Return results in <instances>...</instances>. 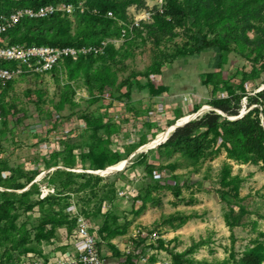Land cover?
Instances as JSON below:
<instances>
[{
    "label": "rangeland",
    "instance_id": "rangeland-1",
    "mask_svg": "<svg viewBox=\"0 0 264 264\" xmlns=\"http://www.w3.org/2000/svg\"><path fill=\"white\" fill-rule=\"evenodd\" d=\"M54 1L79 9L34 23L46 38L99 36L94 27L107 20L85 11L103 2ZM163 2L171 9L172 0ZM24 3L0 0V10ZM245 3L251 18L244 21L227 0L202 28L193 26L192 12L157 45L141 30L112 52L60 63L50 74L23 73L4 88L0 264H60L78 251L72 235L79 222L112 258L105 264H232L243 249L264 246V0ZM110 8L126 20L136 11L128 5L122 12L118 2ZM117 28L111 20L107 32ZM191 35L213 47L201 50ZM220 103L237 114L212 105ZM197 111L189 121L209 111L219 118L209 130L193 129V155L162 141L148 145ZM136 228L144 235L131 239Z\"/></svg>",
    "mask_w": 264,
    "mask_h": 264
},
{
    "label": "trees",
    "instance_id": "trees-1",
    "mask_svg": "<svg viewBox=\"0 0 264 264\" xmlns=\"http://www.w3.org/2000/svg\"><path fill=\"white\" fill-rule=\"evenodd\" d=\"M26 3L24 4H16L12 8H8L5 10H0L1 12H8L14 8H20V7H26V6H32L36 7L39 5H45V4H57V3H67V2H61V1H54V0H25ZM97 2H103V8L96 6V5H90L86 13L99 18L103 17L105 20H107L103 25L100 27H94L93 34L99 35L93 40H87V41H67L66 39L62 38H53L49 39L46 38L44 35L43 29H35L34 23H40L44 22L46 20H54V19H61L67 16H61L59 14H55L46 18L41 19H23L20 21L18 25H16L13 29L6 32L5 38L9 43H25V44H45V45H52V46H79V45H85V44H95L98 43L101 39L105 37L110 36H118L119 34V28L120 25L118 24V28L114 32H107V27L109 22L115 21L118 23V21H126V18L124 16L123 8L127 7L128 5H135L136 8H140L144 6V0H96ZM227 0H191V3H182L178 4L176 3V0H172V6L171 9L168 8V6L164 3L163 5V12L161 14H155L153 16V19L151 22H141L139 28H134L132 32V36L130 38H126L123 42H126L133 38V36L137 33H139L141 30H145L149 35H152V42L154 45H157L162 36L166 35L167 37H174L176 36V32L172 31V29L176 26L182 25L183 21L191 16L193 13L195 14L192 19V24L195 27L202 28L207 21L211 18L210 14L216 13L220 9V3L226 2ZM235 4L233 5L235 9V13L242 14V21L251 18L247 14L248 9L246 7L245 0H234ZM113 2H118L120 5V8L122 9V14L120 16H115L114 11L110 8L112 6ZM95 9L96 12H92L91 10ZM111 12V17L106 16V12ZM193 12V13H192ZM209 12V13H208ZM204 13V14H203ZM254 16H257V13H254ZM209 26H212L211 23H209ZM22 27L23 31L20 33L17 37L7 38V35L14 32L17 28ZM31 32H34V34L30 35ZM27 37H30V39H33L34 42H23L27 39ZM238 37H240L242 40H245V37L242 33H238ZM192 40H194L197 45L202 48L201 50L207 49L209 47H213L214 43H211L213 41H207L205 40L204 35H191L190 37ZM227 39V35L222 36V39ZM213 40V39H212ZM215 40V39H214ZM122 42V43H123ZM121 43V44H122ZM120 44V45H121ZM114 47L109 44L105 48V51L101 55L92 56L88 55L85 57L78 56L77 58H65L60 63L64 64H72L79 61H85L87 59H93L99 56L104 55L105 53L112 52ZM214 59H219L218 51L216 50ZM59 63V64H60ZM54 66L51 71L55 68ZM50 71V73H51ZM10 82L6 83V86ZM213 107L219 109L220 111L228 114V115H236L237 110L236 109H229L227 105L220 103V104H212ZM206 118V121L204 123H200L203 118ZM204 117H201L197 119L196 121H189L186 124L175 127L167 136V138L163 141L162 144H159L158 146L163 145L168 146L170 145L172 151H182L185 153H188L189 155H193L196 148L197 143V137L198 134H193V129L199 125L202 124L206 127L207 130L213 128L215 124L218 121L219 115L215 113L214 111H209ZM173 124V123H172ZM169 124V125H172ZM168 125V126H169ZM158 133V132H157ZM194 248V243L190 244L187 249H185V253H190L192 249ZM232 264H264V246L263 245H257V246H251L243 249V251L240 253V256L237 259H234Z\"/></svg>",
    "mask_w": 264,
    "mask_h": 264
},
{
    "label": "built area",
    "instance_id": "built-area-1",
    "mask_svg": "<svg viewBox=\"0 0 264 264\" xmlns=\"http://www.w3.org/2000/svg\"><path fill=\"white\" fill-rule=\"evenodd\" d=\"M163 0H155L153 5L145 4L135 8V12L126 21H118L119 34L116 37H105L95 44L79 46H52L45 44L9 43L5 33L13 29L23 19H41L55 14L71 16L75 9L72 3L45 4L36 7L26 6L14 8L8 12L0 13V97L7 82H12L23 73L37 75L50 74L51 69L57 66L65 58H77L78 56H97L104 53L107 45L113 47L121 44L126 38L132 36L134 28H139L141 22H151L155 14L163 12ZM96 12L95 9L91 10ZM106 16L111 17L107 11ZM119 43V44H118ZM118 44V45H117ZM1 110V98H0ZM157 173V171H155ZM122 192H119V195ZM131 239H137L144 235V231L136 228L130 232ZM154 237V233L150 234ZM73 238L79 239L78 251L67 257L60 264H105L103 257L96 246L93 237L87 232L85 222H79L73 232ZM37 264V263H34Z\"/></svg>",
    "mask_w": 264,
    "mask_h": 264
},
{
    "label": "bare ground",
    "instance_id": "bare-ground-1",
    "mask_svg": "<svg viewBox=\"0 0 264 264\" xmlns=\"http://www.w3.org/2000/svg\"><path fill=\"white\" fill-rule=\"evenodd\" d=\"M197 112H198V111H197ZM192 118H193V116H192V117H189L187 120H179L178 122H175V123H177V124H183V123L189 121V119H192ZM169 132H170V128L166 129L164 132L158 134V135L156 136V138H155L153 141H150V143H148V145H154V144H157V143H161L160 141L163 142V140H164L165 137L169 134ZM153 147H154V146H153ZM150 148H152V147H150ZM137 150H139V148H138ZM122 163H123V161L120 162V163L117 164V165L108 166V167L106 168L105 171L113 170V169H115L116 167L120 166ZM124 164H125V162L123 163V165H124Z\"/></svg>",
    "mask_w": 264,
    "mask_h": 264
},
{
    "label": "crops",
    "instance_id": "crops-1",
    "mask_svg": "<svg viewBox=\"0 0 264 264\" xmlns=\"http://www.w3.org/2000/svg\"><path fill=\"white\" fill-rule=\"evenodd\" d=\"M155 129V128H154ZM144 135L145 136H147V135H149V131H146L145 133H144ZM137 220H142L141 222H142V224H146L145 222H146V219H145V215L144 214H141L140 216H138L137 217ZM155 250V249H154ZM103 257V260H104V263H106V261L108 262V260H112V258H110V257H104V256H102Z\"/></svg>",
    "mask_w": 264,
    "mask_h": 264
},
{
    "label": "water",
    "instance_id": "water-1",
    "mask_svg": "<svg viewBox=\"0 0 264 264\" xmlns=\"http://www.w3.org/2000/svg\"><path fill=\"white\" fill-rule=\"evenodd\" d=\"M198 113H199V112L195 113V115H193V117H195ZM187 122H188V121H187ZM185 123H186V122H185ZM185 123H183V124H185ZM179 126H182V124L173 123L172 126H171V128H170V132H171L175 127H179ZM170 132H169V133H170ZM168 135H169V134H168ZM168 135H167V136H168ZM167 136L165 137V139L167 138ZM165 139H164V140H165ZM158 144H159V143L154 144L153 146L155 147V146L158 145ZM126 161H127V160L125 159V163H126Z\"/></svg>",
    "mask_w": 264,
    "mask_h": 264
}]
</instances>
